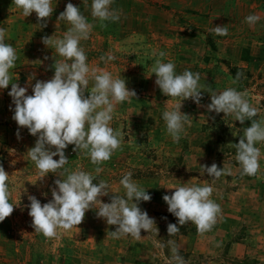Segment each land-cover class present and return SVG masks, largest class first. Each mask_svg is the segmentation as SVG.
<instances>
[{"label":"rangeland","instance_id":"1","mask_svg":"<svg viewBox=\"0 0 264 264\" xmlns=\"http://www.w3.org/2000/svg\"><path fill=\"white\" fill-rule=\"evenodd\" d=\"M69 2L80 7L93 25L89 38L80 41L90 69L125 79L136 97L114 105L110 127L120 133L121 146L108 161L95 165L88 155L73 152L69 145L65 149L68 162L54 174L58 177L48 174L42 178L28 156L37 137L18 128L12 119L11 85L0 90V165L9 175V201L15 205L10 216L0 222V264H65L66 260L67 264H175L169 241L174 242L184 264H264V143L256 145L261 149L257 174H242L232 144L239 142L250 122L241 125L231 116L209 113L206 107L212 94L233 87L259 109L255 119L264 120V16L244 30L236 26L221 36L212 30H190L177 12L171 11L166 20L158 15L153 21L150 11L167 9L165 0H113L111 8L120 15L115 22L92 17V0H53L54 12L44 28L39 25L45 21L38 20L35 13L24 17L21 11H13L7 21L6 16H0V27L6 30L5 42L13 45L18 57L11 82L26 87V95L32 94L36 80H50L55 63L63 60L54 48L44 45L43 38H63L71 27L58 19ZM179 34L188 36V44L199 52L188 54L187 48L178 46ZM225 40L228 44L224 47ZM161 51L163 57L158 56ZM186 54L191 56L180 60ZM109 55L115 59L108 60ZM156 59L173 62L177 74L185 70L200 74L201 104L183 101L181 112L190 117L179 142L167 134L162 115L172 110L178 99L162 95L156 86L151 71ZM33 73L35 79L29 81ZM93 86L90 79L89 93ZM213 163L225 169L215 180L199 169V165ZM74 171L94 175V184L107 182L109 195L100 198L105 203L112 195H125L120 180L132 172L135 182L151 194V200L140 202L139 207L154 218L158 233L142 230L140 239H115L109 233L115 226L98 218L95 207L85 213L79 229H60L52 238L36 232L28 215L29 197L35 196L42 205L49 202L54 180L66 179ZM61 172L64 175H59ZM180 183L213 186L211 198L220 205L221 213L210 231L202 234L189 222L178 225V233L168 235V224H176L177 218L167 211L162 197L171 195Z\"/></svg>","mask_w":264,"mask_h":264},{"label":"clouds","instance_id":"2","mask_svg":"<svg viewBox=\"0 0 264 264\" xmlns=\"http://www.w3.org/2000/svg\"><path fill=\"white\" fill-rule=\"evenodd\" d=\"M14 2L24 17L35 13L38 20L45 21L39 25L40 28L47 26V18L54 12L53 0ZM112 3L113 0H92L91 16L101 22L118 21L120 15L111 8ZM58 19L66 20L71 27L63 38L44 37L43 43L54 48L63 60L55 63L54 74L50 80H36L31 95H26V87L11 82V70L16 67L18 57L13 45L5 42L6 30L0 27V90L11 85L8 95L14 105L12 119L18 128H26L30 135L37 137L35 145L28 150V156L35 163L42 178L48 174H56L68 162L65 149L69 145L73 146V152L79 151L88 155L95 165L108 161L121 146L120 133L110 127L114 105L136 97L135 90L126 86L125 79L114 78L110 72L102 69H90L80 41L89 38L93 25L81 13L80 7L67 3ZM258 20L256 15L246 17L249 25H254ZM212 31L221 36L228 34L226 26H215ZM164 55L162 51L158 53L159 57ZM107 59L113 60L115 57L109 55ZM175 67L173 62L156 59L151 71L155 74V84L161 94L178 99L175 107L164 111L162 115L167 134L174 142H179L186 132L190 117L181 112L183 101L191 100L200 105L204 91L199 83V73L185 70L182 74H177ZM32 79H35L34 73L29 81ZM90 79L94 80V86L89 93L87 88ZM210 101L206 106L209 113H223L224 117L231 116L233 121L241 125L245 121L250 122V126L244 128L239 142L232 145L236 149L235 159L242 174L256 175L261 157V149L256 145L264 143V120L255 119L259 109L249 103L244 93L233 87L212 94ZM199 169L202 175L206 173L213 180L225 174L224 167L218 168L215 163L211 166L199 165ZM100 171L101 168L97 167L96 172ZM132 177V172L123 175L120 184L125 195H112L109 203L100 199L109 195L107 182L100 180L94 184L96 177L90 173L74 171L66 179L54 180L55 187L51 189L52 198L49 202L42 205L35 196L29 197L28 215L33 228L47 238L55 237L60 229H79L77 226L83 222L85 213L95 207L98 209V218L104 219L110 226H115V230L109 232L115 239L125 236L140 239L142 230L146 233L155 231L157 234L154 218L149 217L147 211L139 207L140 202L151 200V194ZM8 178L9 175L0 165V222L10 216L15 206L9 201ZM173 189L171 195L162 197L167 211L177 218L176 224H168V235L178 233V225L183 226L189 222L195 224L202 234L210 231L221 213L220 205L211 198L213 186L208 183H180ZM168 243L173 244L172 260L175 264H184L174 242ZM157 246L161 249L165 247L164 244Z\"/></svg>","mask_w":264,"mask_h":264},{"label":"crops","instance_id":"3","mask_svg":"<svg viewBox=\"0 0 264 264\" xmlns=\"http://www.w3.org/2000/svg\"><path fill=\"white\" fill-rule=\"evenodd\" d=\"M167 9L165 7L164 11H159L158 9H152L151 15L152 20H156L158 15L159 19H163L161 16L168 18L169 14L172 12L181 13V20L187 23L186 27L191 28L190 30L206 29L207 31L212 30L215 26H226L228 29H233L238 27L241 30L246 29L248 22L246 17L249 15H256L260 19L264 16V0H165ZM21 11L15 5L14 0H0V16L3 18L6 16V20L12 12ZM264 19V18H263ZM163 22V20L161 21ZM164 23V22H163ZM245 23V26H244ZM181 35L178 46L182 47L189 54L190 52L195 53L197 50L192 48L188 42V36L184 34ZM185 36V37H184ZM203 36V34H201ZM224 47L228 44L225 40L223 42ZM201 46V45H197ZM191 49V51L188 50ZM227 49V47H226ZM199 52V50H198ZM184 56V55H183ZM191 56V55H189ZM187 54L181 57L180 60H187L189 57ZM192 56H195L193 54Z\"/></svg>","mask_w":264,"mask_h":264},{"label":"trees","instance_id":"4","mask_svg":"<svg viewBox=\"0 0 264 264\" xmlns=\"http://www.w3.org/2000/svg\"><path fill=\"white\" fill-rule=\"evenodd\" d=\"M68 262H67V260L65 261V264H67Z\"/></svg>","mask_w":264,"mask_h":264}]
</instances>
